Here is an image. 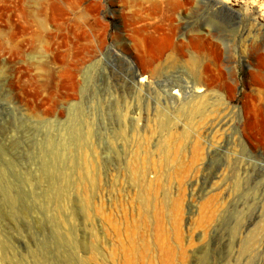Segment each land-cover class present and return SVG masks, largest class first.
Masks as SVG:
<instances>
[{"label":"rangeland","instance_id":"374dc122","mask_svg":"<svg viewBox=\"0 0 264 264\" xmlns=\"http://www.w3.org/2000/svg\"><path fill=\"white\" fill-rule=\"evenodd\" d=\"M147 1L0 0V264H264V0H153L216 82L187 130L186 62L141 83Z\"/></svg>","mask_w":264,"mask_h":264},{"label":"bare ground","instance_id":"6f19581e","mask_svg":"<svg viewBox=\"0 0 264 264\" xmlns=\"http://www.w3.org/2000/svg\"><path fill=\"white\" fill-rule=\"evenodd\" d=\"M147 3L150 4V6L147 9L148 10V18L145 20V24H143L142 28H140L138 30V37L139 38H138L136 44L141 42V41L143 42V40L147 39L151 42V44L154 45V47H153L151 56L149 58H145L144 56L141 57V60H140L141 68L139 70V72L143 74V78H142L143 81H141V83L146 82L147 80H150V79L151 80L154 79V73L157 69V66L162 61V59L165 57L166 54L168 55V57L172 58V61H174V62H177L180 64H182L183 62H186L185 63L186 64V71L188 72V75L190 78V82H188L189 84L187 83L188 86H185L187 88L182 86V84H180V83H172V84H170L169 87H167V90H164V91H165V94L167 95V97H170V96L172 97V95H179L181 93L182 97L185 96V98H186V96H187L188 98H190V101L187 100L188 103L186 104L187 108H186V114H185V121L183 122V125H182L183 129L187 130L190 128V125L192 124L191 121L192 120L194 121V119L191 120L192 115L198 114V115L204 116L208 112V110H207L208 105H206L207 102L205 101L206 100L205 98H207V97L205 95H198V94H201V93L206 92L208 90H212L216 84V82L210 77L209 71L203 70L199 64L200 62L198 59L203 54V50L205 48L203 39L201 37L202 34L200 35L199 33H197V31L193 32L191 34V36L189 35L190 38H189L188 42H186V43L183 42L180 45H177L175 43V36L176 35L174 32L166 33L162 30V28L159 25L151 22V20L153 19L152 15L158 10V5L153 0H148ZM135 48L138 52L140 51L139 45H137ZM186 54L191 55L190 56L191 58L189 59V61L185 60ZM263 71H264V69H261V71L259 72L260 76H262ZM138 74L139 73H137L133 69H131L129 77H128L129 82L135 88H136L135 80H136V76ZM172 91H175V93L172 94ZM179 113H181V112H179ZM200 119H201V117H200ZM162 123H164V122H162ZM228 123H229L228 120L225 118L218 125H221V127H226L228 125ZM82 125H83L82 131L78 129L77 145L81 146L83 144L85 147H88L91 150L92 155L94 156L95 155L94 150L92 149V146L89 143V140H91L90 139V132L85 127V124H82ZM176 127H177V124L174 121L170 120V121H167L166 123H164L162 125V130L165 131V129H166L167 135L170 136L171 132L173 130H175ZM193 128H194V126H193ZM113 142L123 143L124 145L129 142L128 136L126 135L124 130H122V128L117 130V131H114L113 136L110 137L109 140L107 141L108 151L112 152V154H115L114 149H113V144H114ZM79 165L81 167V161H80ZM86 165H87V163H86ZM78 173H79V171H78ZM83 175H84V173H83ZM85 178L89 181L90 175L88 172H85ZM90 180L93 181L94 179H90ZM63 181H65V180L63 179ZM70 190H71V188H70ZM68 194H69V191H68L67 195Z\"/></svg>","mask_w":264,"mask_h":264}]
</instances>
